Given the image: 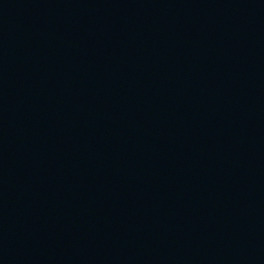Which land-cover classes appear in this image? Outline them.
<instances>
[{
  "label": "water",
  "instance_id": "obj_1",
  "mask_svg": "<svg viewBox=\"0 0 264 264\" xmlns=\"http://www.w3.org/2000/svg\"><path fill=\"white\" fill-rule=\"evenodd\" d=\"M0 264H264V0H0Z\"/></svg>",
  "mask_w": 264,
  "mask_h": 264
}]
</instances>
